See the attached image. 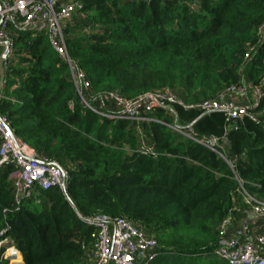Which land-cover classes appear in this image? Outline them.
<instances>
[{
  "label": "trees",
  "instance_id": "16d2710c",
  "mask_svg": "<svg viewBox=\"0 0 264 264\" xmlns=\"http://www.w3.org/2000/svg\"><path fill=\"white\" fill-rule=\"evenodd\" d=\"M100 31L74 33L66 48L93 94L124 100L170 91L192 104L216 97L243 78L264 79V0H78ZM1 89L0 114L14 135L67 171L65 195L37 190L16 208L10 166L0 168V240L8 238L22 264H85L82 245L97 214L136 224L157 244L149 264H226L213 250L220 223L242 209L233 172L215 153L158 125H141L155 152L135 153V124L84 108L67 64L42 34L15 31ZM256 44L252 59L246 50ZM264 91V81H263ZM177 124L197 111L176 106ZM155 116L170 122L160 110ZM221 113L194 124L198 134L223 137ZM224 136L244 190L264 201V126L247 119ZM0 248V264H8ZM15 264H21L20 258Z\"/></svg>",
  "mask_w": 264,
  "mask_h": 264
},
{
  "label": "built area",
  "instance_id": "2783aa9c",
  "mask_svg": "<svg viewBox=\"0 0 264 264\" xmlns=\"http://www.w3.org/2000/svg\"><path fill=\"white\" fill-rule=\"evenodd\" d=\"M81 9L78 0H0V57L5 56L3 70H6L12 58L15 31L42 34L67 64L75 92L84 108L106 119L135 124L134 128L139 135V146L134 150L135 153L165 155L154 151L140 127L144 124L149 127L152 123L164 126L215 153L232 170L231 178L239 185L238 194L243 205L242 209L236 207L235 212L240 216L236 225L232 224L230 216L220 223L213 254L226 264H264V201L252 197L244 190L242 181L234 172L233 159H229L225 151L227 143L224 137L231 129V124L238 119H247L264 126V79H258L254 84L243 78L238 84L222 90L216 97L192 104L184 102L170 91L147 92L132 100H124L114 93L93 94L89 91L90 85L84 72L74 65L66 48L67 39L74 33L100 31L85 21ZM258 32L264 39V24ZM255 52L256 44L246 50L244 59H252ZM3 84L4 78L0 76V101ZM176 106L197 111V117L188 125L179 126ZM160 110L165 112L170 122L155 116ZM215 113H221L228 124L224 136L198 134L194 129L195 122ZM5 166L12 168L8 179L12 183L16 208L37 190L57 188L63 194L66 192L67 171L56 162L38 155L17 138L7 117L0 114V168ZM79 219L91 228L90 242L81 246L85 264H149L157 257L156 242L136 224L104 214ZM4 232L6 229L0 235ZM6 245L12 247L11 241L8 238L1 239L0 248ZM2 257L10 260L7 256Z\"/></svg>",
  "mask_w": 264,
  "mask_h": 264
},
{
  "label": "rangeland",
  "instance_id": "374dc122",
  "mask_svg": "<svg viewBox=\"0 0 264 264\" xmlns=\"http://www.w3.org/2000/svg\"><path fill=\"white\" fill-rule=\"evenodd\" d=\"M82 20H83V18L80 17V21H82ZM70 79L72 80V76L70 77ZM71 82H73V80ZM227 156H228V153H227ZM8 245H6V247H4L5 248V253H4L3 256H7L10 259V260L7 259L8 260V264H13V263L15 264V257L17 256L16 258H19V255H18L17 251L14 248H12V247L8 248L7 247Z\"/></svg>",
  "mask_w": 264,
  "mask_h": 264
},
{
  "label": "water",
  "instance_id": "95a60500",
  "mask_svg": "<svg viewBox=\"0 0 264 264\" xmlns=\"http://www.w3.org/2000/svg\"><path fill=\"white\" fill-rule=\"evenodd\" d=\"M4 61H5V56L2 55V56L0 57V76H1L2 79L4 78V70H3V64H4ZM64 195H65L66 200H67V201L70 203V205L72 206V203H71L70 199L67 197L66 192H65ZM75 213H76V215H77L78 217H81L80 214H79L76 210H75Z\"/></svg>",
  "mask_w": 264,
  "mask_h": 264
},
{
  "label": "crops",
  "instance_id": "0c3cea01",
  "mask_svg": "<svg viewBox=\"0 0 264 264\" xmlns=\"http://www.w3.org/2000/svg\"><path fill=\"white\" fill-rule=\"evenodd\" d=\"M17 253H18V255H19V258H20V261H21V263H22V257H21V255L19 254V252L17 251ZM17 257V256H16ZM15 257V261H17L18 260V258H16ZM14 264V263H13Z\"/></svg>",
  "mask_w": 264,
  "mask_h": 264
}]
</instances>
